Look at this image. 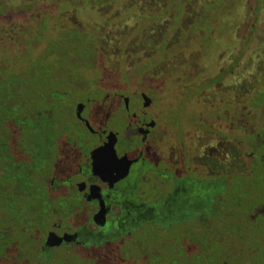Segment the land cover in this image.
I'll return each instance as SVG.
<instances>
[{
  "label": "rangeland",
  "instance_id": "obj_1",
  "mask_svg": "<svg viewBox=\"0 0 264 264\" xmlns=\"http://www.w3.org/2000/svg\"><path fill=\"white\" fill-rule=\"evenodd\" d=\"M8 1L14 2L2 0ZM34 1L38 3L37 7L40 4L48 6L39 15L27 14L22 20L29 24H0V58L7 56L1 62L8 75L2 77L16 79L11 74L16 69L18 78L27 81L25 91L20 94L30 102V109L46 106L45 88L50 85L72 83L74 96L94 95L99 98L98 102L104 101L102 97L108 91L111 94L109 99L104 104L95 105V114L99 116L97 107L103 108V105L106 110L109 107L116 109L119 100L112 93L114 89L126 94L139 88L150 89L149 96L156 104L161 103L166 115L158 117L155 130L164 140L159 141L161 149L168 150L177 139L190 150V154H197L205 141V134L209 133L207 126H218L220 121L215 119L216 115L223 116L220 110L225 109L229 100L226 87L231 84L230 77L212 89L220 59L222 65L226 64L230 56L237 53L239 72L250 77L251 73L257 72L250 65L252 54H261L264 50V0ZM3 5L0 2V12L4 10ZM25 6L30 9L28 4ZM70 9L73 14L66 13ZM21 10L20 5L11 7L13 12ZM68 15L76 16L79 24ZM43 16L44 24H37ZM40 35L42 38L33 50L25 49L24 43L31 44ZM15 40L23 49H14V55H11L8 52ZM236 41L244 42L242 48L238 50L234 46L229 50ZM67 45L73 47L65 48ZM223 46L224 52L220 50ZM263 80H259L262 84L257 90L241 95L250 110L256 112L255 109L260 107L257 114L262 120ZM202 85L207 86L205 90H201ZM101 87L104 89L102 93ZM230 93L237 95L236 92ZM135 101L137 103L138 98ZM110 119L109 124L113 127L122 123L116 115ZM236 136L242 140L251 139L250 135L241 132ZM192 166L191 161L186 162L187 168ZM236 166L237 170L245 169L244 163ZM239 176L245 181L244 173ZM256 181L251 189L244 186L241 194L227 195L222 207V221L201 217L187 222L175 220L168 230L148 228L126 241L124 254L127 257L130 253L139 261V256L146 253L144 264H264V214L253 218L248 211L262 205L263 176L257 174ZM24 199L19 198L18 202L21 204ZM233 211L240 214L237 220L231 219ZM184 245H190L191 257L186 256ZM19 247L25 250L28 258H35L38 254L35 242L26 243L21 235ZM56 252L51 259L42 255L39 261L82 264L76 256L70 258L63 247ZM99 256L106 259L109 252Z\"/></svg>",
  "mask_w": 264,
  "mask_h": 264
},
{
  "label": "flooded vegetation",
  "instance_id": "obj_2",
  "mask_svg": "<svg viewBox=\"0 0 264 264\" xmlns=\"http://www.w3.org/2000/svg\"><path fill=\"white\" fill-rule=\"evenodd\" d=\"M28 1L6 3L0 0L4 4L0 24H29L22 20L27 14L39 15L48 6L43 3L37 7L36 1ZM14 5H20L22 10L11 11ZM66 13L73 14L71 9ZM74 15L68 16L76 21ZM44 22L45 16L37 24ZM37 41L34 46L33 42L23 45L33 50ZM11 43L9 54L14 55V49H23L18 47L21 43L17 40ZM243 43L236 41L229 50L234 46L239 50ZM220 50L224 52V46ZM6 57L0 58L3 70L5 67L1 61ZM239 58L235 53L226 64L222 65L221 59L219 61L212 89L230 77L231 84L226 87L229 100L225 109L220 110L223 116L216 115L215 119L220 121L218 126H207L210 134H205V141L197 154H190V150L177 142L176 137H173L175 144L168 150L160 148L159 141L164 140L156 132L158 117L166 115L161 103L156 104L149 96L150 89L144 91L139 88L129 94L114 89L112 93L119 100L116 109L109 107L106 110L103 105V108L97 107L99 116L95 114V105L104 104L109 99L111 94L108 91L102 97L104 101L98 102L99 98L94 95L74 96L72 83L46 87L44 113L58 130L50 135L53 143L46 140L41 144L46 156L42 161V172L37 174L39 181L37 177L34 180L33 159L25 155L21 162L27 163L15 167L18 172L28 170L27 178L23 179V194L21 192L18 197L19 192L13 190L10 197L3 200L0 188V264H35L42 255L51 259L57 254L56 249L62 247L70 258L76 256L82 264H144L146 253L139 256V261L130 253L127 257L124 254L126 241L137 232L142 233L148 228L168 230L175 220L187 222L207 217L222 221V207L227 195L241 194L244 186L254 187L258 182L257 174L264 178V119L258 118L260 107L255 109L256 112L250 110L241 97L254 92L262 84L259 80L264 79V50L261 54H252L250 65L257 72L251 73L250 77L239 72ZM11 74L19 79L16 69ZM150 87L155 88L153 85ZM205 87L202 85L201 90ZM103 90L101 87V93ZM261 95L264 97V92ZM224 96L223 100L226 94ZM135 98L139 100L137 103ZM115 115L122 121L117 127L109 124ZM111 132L117 137L118 158L101 153L95 166L92 152L108 141ZM237 132L248 134L251 139H239ZM16 160L19 162L20 158ZM187 161H191L193 166L187 168ZM242 163L245 169L237 170L236 164ZM0 165H4V161ZM240 173H244L245 181H241ZM35 186L38 187L36 197L33 195ZM261 196L262 205L248 210L253 218L264 214V191ZM22 197L25 201L20 204L18 199ZM14 200L17 204L11 209L7 206L9 210L4 216L2 205ZM230 215L232 220H237L240 214L233 211ZM65 233L76 235L59 245L53 244L56 235ZM19 235L24 236L26 243L35 242L38 253L35 258H28L25 250L19 247ZM183 247L186 256L191 257L190 245ZM28 250L29 247L26 253ZM106 251L109 252L106 259L99 256ZM46 263L43 260L38 262Z\"/></svg>",
  "mask_w": 264,
  "mask_h": 264
},
{
  "label": "trees",
  "instance_id": "obj_3",
  "mask_svg": "<svg viewBox=\"0 0 264 264\" xmlns=\"http://www.w3.org/2000/svg\"><path fill=\"white\" fill-rule=\"evenodd\" d=\"M41 38L42 36L40 35L38 40ZM72 47L67 45L65 48L69 49ZM83 48H81V52H83ZM5 71L0 68V163L4 161V165H0V188L3 193V200L8 196L10 197L13 190L19 192L18 197L21 196V192L23 194V179L27 178L26 172L28 170L18 172L15 167L17 164L23 166L27 163L26 161L24 163L21 162L25 155L31 156L33 159L31 164H33L35 172L34 180L38 178L39 181L37 174H41L42 161L44 156H46L41 144L44 141L46 142V140L53 143L54 140L50 135L58 130L53 121L44 113L46 106L41 109H30V102L22 98L20 91H25L27 81L25 79L21 81L20 79H12V77H2L6 75ZM18 158H20L19 162L16 160ZM29 171H31L30 168ZM37 188L35 186V191L33 189L35 197ZM16 202L17 200H14L9 202L8 205L6 203L2 205L4 216H6L5 213H8L6 212V210H9L8 207L11 209L17 204Z\"/></svg>",
  "mask_w": 264,
  "mask_h": 264
},
{
  "label": "water",
  "instance_id": "obj_4",
  "mask_svg": "<svg viewBox=\"0 0 264 264\" xmlns=\"http://www.w3.org/2000/svg\"><path fill=\"white\" fill-rule=\"evenodd\" d=\"M145 98L149 100L147 95H145ZM87 123L89 126H91L89 122H87ZM116 142H117L116 134L111 132L110 135L108 136V141H106L104 143V145L93 150L92 157L95 160L94 161L95 166H96V159L101 153H104V152L109 153L111 156L118 158L117 152H116V147H115ZM95 168H94V170H95ZM75 235H76L75 233L74 234L73 233H65L63 236L56 235V237H54L53 244L59 245L64 240L71 239V237H75ZM49 240H50V238H49ZM48 243H49V241H48Z\"/></svg>",
  "mask_w": 264,
  "mask_h": 264
}]
</instances>
